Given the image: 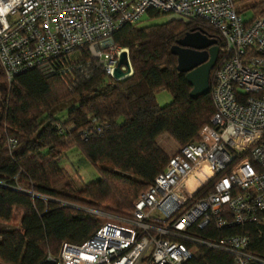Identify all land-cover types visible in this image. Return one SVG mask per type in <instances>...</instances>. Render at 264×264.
<instances>
[{"label": "trees", "instance_id": "1", "mask_svg": "<svg viewBox=\"0 0 264 264\" xmlns=\"http://www.w3.org/2000/svg\"><path fill=\"white\" fill-rule=\"evenodd\" d=\"M236 6L246 19L264 16V0H238ZM147 16L154 20L162 15ZM138 24L113 35L115 45L129 52L132 75L122 81L108 80L92 63L70 87L39 69L17 75L9 86L0 69V223L13 227L0 231V264H48V255L58 256L65 244L82 246L107 224L123 226L117 219L133 217L135 202L169 159L196 143L198 133L210 125L211 90L221 56L210 73V92L191 99L192 88L177 71L171 48L190 31L220 47L218 34L204 23L177 19ZM82 57L89 61L85 52ZM159 92L169 94L171 103L159 107ZM65 110V119L57 118ZM163 136L176 148L170 155L158 142ZM11 139L14 147L9 146ZM71 150L96 170L97 181L71 179L60 163ZM219 179L195 197L209 196ZM187 234L204 242L246 237L248 251L264 260V215L250 224L223 230L210 225ZM192 248L193 257L185 264H233L227 254L201 245Z\"/></svg>", "mask_w": 264, "mask_h": 264}, {"label": "built area", "instance_id": "2", "mask_svg": "<svg viewBox=\"0 0 264 264\" xmlns=\"http://www.w3.org/2000/svg\"><path fill=\"white\" fill-rule=\"evenodd\" d=\"M237 1L0 0V69L9 86L17 75L39 69L70 87L92 63L116 81L121 55L130 62L113 35L149 12L204 23L221 41L211 90L214 115L198 141L169 159L135 202L133 217L117 219L123 226L107 224L82 246L65 244L45 262L185 264L193 257L192 245H201L229 255L233 264H264L248 251L246 237L204 242L187 234L210 225L223 230L250 224L264 215V16L246 19L238 14ZM131 75L130 65L125 79ZM57 129L62 133L61 125ZM15 143L9 140L10 147ZM217 176L214 191L196 198Z\"/></svg>", "mask_w": 264, "mask_h": 264}, {"label": "water", "instance_id": "3", "mask_svg": "<svg viewBox=\"0 0 264 264\" xmlns=\"http://www.w3.org/2000/svg\"><path fill=\"white\" fill-rule=\"evenodd\" d=\"M171 54L176 56L177 71L186 75V80L192 88L191 99L207 95L210 92V73L219 55L217 41L209 39L200 32L190 31L171 48ZM121 66L127 68L126 73L120 71ZM129 73L130 65L126 61L125 54H122L113 78L121 81Z\"/></svg>", "mask_w": 264, "mask_h": 264}, {"label": "rangeland", "instance_id": "4", "mask_svg": "<svg viewBox=\"0 0 264 264\" xmlns=\"http://www.w3.org/2000/svg\"><path fill=\"white\" fill-rule=\"evenodd\" d=\"M247 12L246 14H248ZM250 15L247 16V18ZM170 16H161L159 19L149 20L148 16L143 18V20L138 24L139 27L151 26L156 24H163L171 19ZM3 101V91L0 86V108ZM156 101L159 107H164L171 103V97L166 92H159L156 94ZM66 110L57 114V118L65 119ZM160 146L166 149L168 154L170 155L173 151H176V148L173 142L166 138L161 137L158 140ZM62 165H65L66 169L69 171L72 180L80 179L84 184H89L95 182L99 179V175L94 168H92L88 163H86L79 153L74 150L69 151L66 156L62 157V161L60 162ZM13 228L12 226L6 225L4 223H0V231L10 230Z\"/></svg>", "mask_w": 264, "mask_h": 264}, {"label": "crops", "instance_id": "5", "mask_svg": "<svg viewBox=\"0 0 264 264\" xmlns=\"http://www.w3.org/2000/svg\"><path fill=\"white\" fill-rule=\"evenodd\" d=\"M191 182V181H190Z\"/></svg>", "mask_w": 264, "mask_h": 264}]
</instances>
